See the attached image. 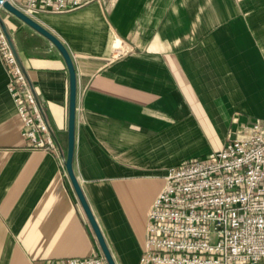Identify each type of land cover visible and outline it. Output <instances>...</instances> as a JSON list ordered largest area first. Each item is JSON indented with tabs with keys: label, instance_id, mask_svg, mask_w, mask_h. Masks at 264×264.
I'll return each mask as SVG.
<instances>
[{
	"label": "crops",
	"instance_id": "crops-1",
	"mask_svg": "<svg viewBox=\"0 0 264 264\" xmlns=\"http://www.w3.org/2000/svg\"><path fill=\"white\" fill-rule=\"evenodd\" d=\"M0 17L66 156L65 62ZM36 21L76 70L74 174L115 264H139L166 170L264 123V0H97ZM10 80L0 58V264L102 255L59 152L23 139Z\"/></svg>",
	"mask_w": 264,
	"mask_h": 264
},
{
	"label": "built area",
	"instance_id": "built-area-1",
	"mask_svg": "<svg viewBox=\"0 0 264 264\" xmlns=\"http://www.w3.org/2000/svg\"><path fill=\"white\" fill-rule=\"evenodd\" d=\"M36 21L39 14L71 13L97 0H6ZM0 4V14L3 12ZM0 58L10 76L31 148L57 154L46 120L31 96L0 27ZM264 263V123L219 151L166 170L164 187L149 212L139 264ZM48 264H106L102 255Z\"/></svg>",
	"mask_w": 264,
	"mask_h": 264
},
{
	"label": "water",
	"instance_id": "water-1",
	"mask_svg": "<svg viewBox=\"0 0 264 264\" xmlns=\"http://www.w3.org/2000/svg\"><path fill=\"white\" fill-rule=\"evenodd\" d=\"M0 4L2 5V8L5 12L9 13L19 21H21L23 24L40 34L42 37H44L46 40H48L52 46L58 51V53L61 55L62 59L65 62L68 76H69V108H68V129H67V151L66 156H64L60 150L59 144L52 132V130L49 128L48 124V132L51 136V138L54 141V144L59 152L60 157L64 161V167L67 173V176L69 178L71 187L77 197V200L86 216V219L92 229V232L94 233L95 239L97 241V244L99 246L100 252L102 256L104 257L106 264H115L114 259L112 257V254L106 244V241L102 235V232L90 210V207L84 197V194L81 190V187L77 181V178L73 171V159H74V144H75V114H76V96H77V77H76V70L72 61V57L66 48V46L63 44V42L55 36L52 32H50L48 29H46L44 26L39 24L37 21L33 20L32 18L26 16L16 8H14L11 4H9L6 0H0ZM0 27L5 35V38L8 42V45L14 55V58L16 60L17 66L19 67V70L21 74L23 75L29 91L31 93V96L36 104L37 109L39 110L42 117L45 119V115L40 103V100L38 99L30 81L27 76L26 71L24 70L16 49L11 41L10 34L7 30L6 25L4 24L2 18L0 17ZM47 123V122H46Z\"/></svg>",
	"mask_w": 264,
	"mask_h": 264
}]
</instances>
